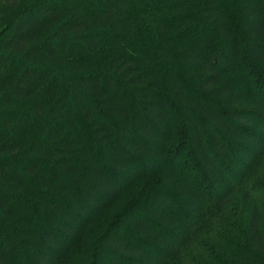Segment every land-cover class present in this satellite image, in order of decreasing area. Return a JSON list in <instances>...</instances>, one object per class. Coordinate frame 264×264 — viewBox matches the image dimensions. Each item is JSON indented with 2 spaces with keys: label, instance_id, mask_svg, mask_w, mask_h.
<instances>
[{
  "label": "trees",
  "instance_id": "obj_1",
  "mask_svg": "<svg viewBox=\"0 0 264 264\" xmlns=\"http://www.w3.org/2000/svg\"><path fill=\"white\" fill-rule=\"evenodd\" d=\"M191 250L264 264V0H0V264Z\"/></svg>",
  "mask_w": 264,
  "mask_h": 264
},
{
  "label": "rangeland",
  "instance_id": "obj_2",
  "mask_svg": "<svg viewBox=\"0 0 264 264\" xmlns=\"http://www.w3.org/2000/svg\"><path fill=\"white\" fill-rule=\"evenodd\" d=\"M182 135V134H181ZM186 135H182V138H185ZM178 139V138H177ZM173 140L171 143V146L173 148L174 153H176L179 150L178 144L180 143L181 139L178 140ZM183 141H186V139H184ZM188 153H191V151H189ZM190 155V154H189ZM189 155H185V159H183V161H185V163H193L194 160L190 158ZM183 158V157H182ZM187 173H191L190 171H186ZM141 187H139L136 190H140ZM145 188H143L140 193H139V198L143 199L145 197L144 194ZM206 215L207 217L210 219V221H206L205 226L207 228V231L211 232L209 234H207L206 232H204L203 229H200L198 232H196L195 236L196 238H198L199 240H204L206 241L208 239L207 235H221V233L219 232L218 226L221 224V222L223 220L234 223L236 225V228L241 231L242 230V226L244 224V217L240 216L238 214V209H237V201L235 202H230V204H227L225 209H224V205L220 206V207H212L210 208V210H206ZM222 220V221H221ZM197 239V240H198ZM183 256V255H182ZM185 256H188V261H192L193 264H199V262L196 260V252L195 250H191L190 252L186 253ZM190 258V259H189ZM193 259V260H191ZM180 260L177 261V263ZM184 261V260H181ZM180 261V262H181ZM175 263V264H177Z\"/></svg>",
  "mask_w": 264,
  "mask_h": 264
}]
</instances>
